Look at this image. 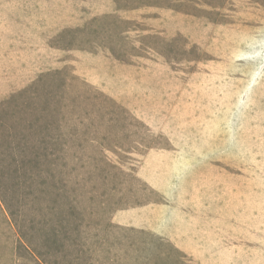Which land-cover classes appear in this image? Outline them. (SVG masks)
I'll return each instance as SVG.
<instances>
[{
	"label": "rangeland",
	"instance_id": "1",
	"mask_svg": "<svg viewBox=\"0 0 264 264\" xmlns=\"http://www.w3.org/2000/svg\"><path fill=\"white\" fill-rule=\"evenodd\" d=\"M0 264H264V0H0Z\"/></svg>",
	"mask_w": 264,
	"mask_h": 264
}]
</instances>
